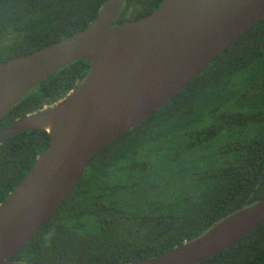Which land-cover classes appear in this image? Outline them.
Listing matches in <instances>:
<instances>
[{
  "label": "trees",
  "instance_id": "trees-1",
  "mask_svg": "<svg viewBox=\"0 0 264 264\" xmlns=\"http://www.w3.org/2000/svg\"><path fill=\"white\" fill-rule=\"evenodd\" d=\"M164 0H125L115 25ZM107 0H0V64L88 27ZM77 62L24 96L0 129L65 99L85 80ZM49 135L0 145V205ZM264 199V20L172 101L100 151L54 216L10 261L133 264L167 254ZM200 264H264V225Z\"/></svg>",
  "mask_w": 264,
  "mask_h": 264
},
{
  "label": "water",
  "instance_id": "water-1",
  "mask_svg": "<svg viewBox=\"0 0 264 264\" xmlns=\"http://www.w3.org/2000/svg\"><path fill=\"white\" fill-rule=\"evenodd\" d=\"M125 0H107L84 30L0 64V122L40 83L77 62L85 80L55 106L0 129V145L23 133L49 135L47 149L0 205V264L54 216L104 148L193 83L264 20V0H164L150 16L115 25ZM264 225V199L199 239L133 264H200Z\"/></svg>",
  "mask_w": 264,
  "mask_h": 264
}]
</instances>
